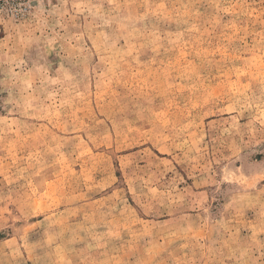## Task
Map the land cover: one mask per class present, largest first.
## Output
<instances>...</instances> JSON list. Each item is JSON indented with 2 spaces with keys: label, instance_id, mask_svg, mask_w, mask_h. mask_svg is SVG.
<instances>
[{
  "label": "rangeland",
  "instance_id": "374dc122",
  "mask_svg": "<svg viewBox=\"0 0 264 264\" xmlns=\"http://www.w3.org/2000/svg\"><path fill=\"white\" fill-rule=\"evenodd\" d=\"M0 264H264V0H0Z\"/></svg>",
  "mask_w": 264,
  "mask_h": 264
}]
</instances>
